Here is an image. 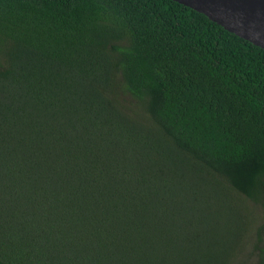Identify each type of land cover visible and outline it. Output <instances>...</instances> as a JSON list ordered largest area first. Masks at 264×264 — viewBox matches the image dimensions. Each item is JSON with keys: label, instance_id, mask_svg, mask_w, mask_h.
I'll return each mask as SVG.
<instances>
[{"label": "trees", "instance_id": "16d2710c", "mask_svg": "<svg viewBox=\"0 0 264 264\" xmlns=\"http://www.w3.org/2000/svg\"><path fill=\"white\" fill-rule=\"evenodd\" d=\"M251 204L264 264L263 48L174 0H0V264L229 249Z\"/></svg>", "mask_w": 264, "mask_h": 264}, {"label": "rangeland", "instance_id": "374dc122", "mask_svg": "<svg viewBox=\"0 0 264 264\" xmlns=\"http://www.w3.org/2000/svg\"><path fill=\"white\" fill-rule=\"evenodd\" d=\"M121 98L127 106L132 108L129 104L132 100L128 96L121 94ZM249 206L251 213L253 214L255 212L256 220L253 222L251 229L244 236L242 235V243L240 240L236 245L227 249L221 243L222 239L225 238L224 234L212 237L208 234L199 233L193 237L192 242H188L187 240L182 241L184 238L178 236L176 238L174 235H167L168 241L170 240V242L167 243L162 238L158 245L160 260L151 262L150 258H147V262L149 264H224L225 261H228L229 264H255L257 260V252L255 250L257 237L255 230L262 222V219L260 216L258 218L257 214H260L261 209L256 204ZM246 221L250 224V219ZM180 226L183 227V224H180ZM180 226L177 230L180 229ZM183 228L189 233L190 230L186 225ZM185 230L183 233H185ZM214 239L219 240L216 249L211 248ZM174 250L177 251V254L174 253Z\"/></svg>", "mask_w": 264, "mask_h": 264}, {"label": "water", "instance_id": "95a60500", "mask_svg": "<svg viewBox=\"0 0 264 264\" xmlns=\"http://www.w3.org/2000/svg\"><path fill=\"white\" fill-rule=\"evenodd\" d=\"M264 49V0H174Z\"/></svg>", "mask_w": 264, "mask_h": 264}]
</instances>
